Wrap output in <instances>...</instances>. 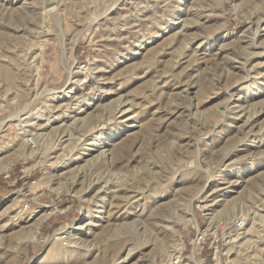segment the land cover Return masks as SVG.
I'll return each mask as SVG.
<instances>
[{
    "label": "rangeland",
    "instance_id": "rangeland-1",
    "mask_svg": "<svg viewBox=\"0 0 264 264\" xmlns=\"http://www.w3.org/2000/svg\"><path fill=\"white\" fill-rule=\"evenodd\" d=\"M5 165L0 264H264V0H0Z\"/></svg>",
    "mask_w": 264,
    "mask_h": 264
},
{
    "label": "built area",
    "instance_id": "built-area-1",
    "mask_svg": "<svg viewBox=\"0 0 264 264\" xmlns=\"http://www.w3.org/2000/svg\"><path fill=\"white\" fill-rule=\"evenodd\" d=\"M215 231V230H214ZM216 232V231H215ZM202 236H201V234L198 232V231H196V234H195V239L190 243V246H191V249H190V255L193 257V253H192V251H193V249H195V247H194V244L195 243H197V244H199L200 243V241L202 240ZM203 247H201V249H202ZM210 248H212V256H211V259H212V262H213V264H221V262L220 261H218V262H216L217 260H219V258H216L219 254V241L218 240H216V245L214 246V247H212V246H210ZM199 253H200V250H199ZM190 258V257H189ZM192 259V258H191Z\"/></svg>",
    "mask_w": 264,
    "mask_h": 264
},
{
    "label": "bare ground",
    "instance_id": "bare-ground-1",
    "mask_svg": "<svg viewBox=\"0 0 264 264\" xmlns=\"http://www.w3.org/2000/svg\"><path fill=\"white\" fill-rule=\"evenodd\" d=\"M121 102V101H120ZM123 112V111H122ZM34 118V117H33ZM24 131V130H23ZM59 142V141H58ZM91 145H95L94 144V142H92V143H90ZM104 154V152H101V154H100V157H101V155H103ZM57 155V154H56ZM104 156V155H103ZM7 169V165H5L4 167H0V170H6ZM118 187V186H117ZM251 187V186H250ZM198 195H200V192L198 193ZM115 197V196H114ZM117 198V197H116ZM38 227V226H37ZM37 227L35 226V227H33V228H36L37 229ZM63 228V227H62ZM61 228V229H62ZM36 229H34V231H33V233L36 231ZM63 230H64V228H63ZM62 231V230H61ZM58 233H55V235H57ZM54 237V236H53ZM55 254V253H54ZM3 255V254H2ZM191 259V258H190Z\"/></svg>",
    "mask_w": 264,
    "mask_h": 264
}]
</instances>
